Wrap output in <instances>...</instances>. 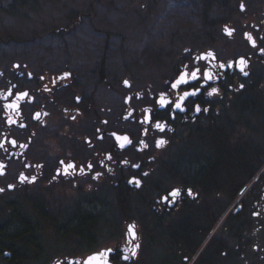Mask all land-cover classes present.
Returning <instances> with one entry per match:
<instances>
[{"label":"flooded vegetation","instance_id":"1","mask_svg":"<svg viewBox=\"0 0 264 264\" xmlns=\"http://www.w3.org/2000/svg\"><path fill=\"white\" fill-rule=\"evenodd\" d=\"M228 5L211 2L219 19H207L163 73L114 49L109 23L99 28L95 17L60 28V60L41 54L48 50L17 58L10 49L9 59L0 51V231L28 228L34 249L16 263L85 264L110 249L107 264H264V0H253L242 21ZM246 8L240 2L238 15ZM12 45L0 39V50ZM209 52L214 59H198ZM196 69L198 79L172 89ZM196 89L184 111L174 109ZM161 93L171 102L164 108ZM55 193L60 232L76 236L82 220L104 223L110 211L106 239L46 251L37 234L48 215L41 202ZM73 199L81 211L64 223L62 204ZM98 204L107 210L96 212ZM11 259V250L0 251V264Z\"/></svg>","mask_w":264,"mask_h":264},{"label":"rangeland","instance_id":"2","mask_svg":"<svg viewBox=\"0 0 264 264\" xmlns=\"http://www.w3.org/2000/svg\"><path fill=\"white\" fill-rule=\"evenodd\" d=\"M212 1L223 0H0V39L15 40V45L2 47L0 51L9 59L12 53L10 49L14 50V55H19L20 51L35 53L36 50H48L41 54L60 60V28L77 18L95 17L94 22L98 23L96 26L99 28L105 27L99 23H109L106 31L111 34L114 49L126 50L130 58L138 60L147 72L163 73L169 70L176 52L192 46L196 35L204 30L203 23L207 19H219L218 11L221 9H212ZM252 1L227 0L228 6L235 9L241 21L250 15ZM240 2L247 8L238 15ZM58 32L59 35L54 34ZM239 44L244 45L242 49H247L245 41H239ZM18 55L15 56L19 58ZM59 60L57 64H60ZM180 145L185 143L179 144L177 149L184 157L186 147ZM52 196L41 202L48 215L42 222V228L37 231L46 251H57L60 241L78 240L77 233L85 235L87 240L84 242H92L93 226L85 232L84 228L75 229L77 236L64 230L60 232V193ZM62 205L64 223L81 211L76 199L66 200ZM112 208H115L114 204ZM101 210L107 208L98 204L96 212ZM104 214L100 217L104 223H97L98 226L106 224L105 219L111 216L110 211ZM100 228L106 231L105 227ZM96 236L97 242L106 239L103 234ZM29 245H22L18 253L21 255L32 251Z\"/></svg>","mask_w":264,"mask_h":264},{"label":"snow or ice","instance_id":"3","mask_svg":"<svg viewBox=\"0 0 264 264\" xmlns=\"http://www.w3.org/2000/svg\"><path fill=\"white\" fill-rule=\"evenodd\" d=\"M243 7V6H242ZM226 33L228 35H231V31L226 29L225 30ZM247 35V34H246ZM250 41L252 40L251 36H248L247 37ZM253 43V46H255V42L252 41ZM209 57H212L214 59V56L211 52L207 53L205 56H201L199 57L198 59H207ZM240 64V71L243 72L244 70V65H245V62L243 60H241L239 62ZM231 66V65H229ZM221 68L224 67L223 64L220 65ZM199 69H196L195 71H192L191 72V75L189 76L187 72L185 73H182L178 79H176V81L171 85L172 89H176L179 85L181 84H184V83H187L188 79H192V80H196L198 79V73H199ZM246 74V73H245ZM203 77L205 80H212L213 79V75L210 71H204L203 73ZM127 84V82H125ZM200 91V89H196L195 91H192V92H184L183 95L179 96L178 97V100L177 102L173 105L174 109H177V110H180V111H184V108L182 107V104L183 102L185 101V99L189 96H195L198 92ZM217 91V89L215 88H212L211 91L208 93V95H212L213 93H215ZM26 95V94H25ZM156 103L161 107V108H164L166 107L167 105H169L171 102L166 98V95L164 93H161L159 99L156 101ZM8 107H13V105H8ZM207 109H205L206 111ZM150 110L149 109H145V112H149ZM196 111L199 112L200 111V108L199 106L196 107ZM149 121V116L146 115L145 118H144V121L143 122H148ZM155 127L157 129H159L160 131H164V128L165 126L163 124H160V123H157L155 125ZM117 139H121L120 137H117ZM124 140H127V138H123ZM163 141H158L157 142V146H159L160 144H162ZM123 147V145H121ZM68 168H71L73 167L71 164H69L67 166ZM131 182V181H130ZM136 184L139 185V181H136ZM170 195H172L173 197H175L176 195H178V190L176 191H173L172 193H170ZM164 199H167V197H164ZM129 233L131 234L132 238L135 239V233H134V230H133V226H129ZM111 250H107V251H104V252H101L97 255H93V256H90L87 261L85 262V264H107V257H108V253L110 252ZM131 254L134 256L136 253H135V248L131 249ZM125 260H127L129 257L127 255H125L123 257Z\"/></svg>","mask_w":264,"mask_h":264},{"label":"trees","instance_id":"4","mask_svg":"<svg viewBox=\"0 0 264 264\" xmlns=\"http://www.w3.org/2000/svg\"><path fill=\"white\" fill-rule=\"evenodd\" d=\"M58 33H54V34L58 35ZM17 223L20 224V226H24V223H22V222L17 221L15 224H17ZM92 223H93V225H92ZM97 223H98L97 220L96 221L93 220V222H91V220L84 219L80 223L79 227L84 228V232H85L92 225L94 228H92L93 229L92 230L93 235H91V236L94 237V240H95L97 237L96 236L97 234L100 236L105 231V230H102L99 226H97ZM18 224H17V226H18ZM11 230L12 231H9V232L6 230L0 231V251H2L4 249H9L12 251V259L10 261H8L7 263H4V264H18V263H16V258L20 257V254L18 253V251L22 249V245H24L26 243H29V244L32 243L31 245H33L32 238H30V230L28 228L19 229L18 227L17 228L15 227V229H11ZM77 235L76 236L78 237V240H81V241L87 240V239H85L84 234H78L77 233ZM23 254H25V253H23ZM23 254H21V255H23ZM20 258H22V256ZM23 258H24V256H23Z\"/></svg>","mask_w":264,"mask_h":264},{"label":"water","instance_id":"5","mask_svg":"<svg viewBox=\"0 0 264 264\" xmlns=\"http://www.w3.org/2000/svg\"><path fill=\"white\" fill-rule=\"evenodd\" d=\"M104 251H106V250H105V249H100V250L97 251V252H92V253H90V254L86 257V260H85V261H87V259H88L90 256L97 255V254H99V253H101V252H104ZM5 254L8 255L9 253L6 252Z\"/></svg>","mask_w":264,"mask_h":264}]
</instances>
